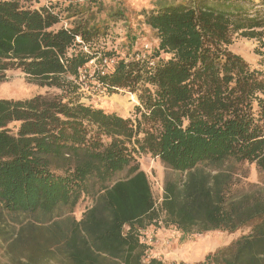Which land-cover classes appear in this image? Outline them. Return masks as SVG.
Wrapping results in <instances>:
<instances>
[{
    "label": "trees",
    "instance_id": "obj_1",
    "mask_svg": "<svg viewBox=\"0 0 264 264\" xmlns=\"http://www.w3.org/2000/svg\"><path fill=\"white\" fill-rule=\"evenodd\" d=\"M138 14L157 44L141 54L128 31L126 44L99 53L120 8L0 0V73L78 91L86 69L88 90L138 102L132 118L65 95L0 98L6 264H168L142 239L162 214L184 234L252 226L204 261L179 264H264V184L244 180L254 164L264 182V13L241 0H154ZM236 36L260 42L256 66L230 48ZM105 57L104 73L90 64ZM143 154L178 173L160 203Z\"/></svg>",
    "mask_w": 264,
    "mask_h": 264
},
{
    "label": "rangeland",
    "instance_id": "obj_2",
    "mask_svg": "<svg viewBox=\"0 0 264 264\" xmlns=\"http://www.w3.org/2000/svg\"><path fill=\"white\" fill-rule=\"evenodd\" d=\"M67 0H21V2L32 8H40L41 6L56 5L63 3ZM110 8H120L123 11L124 18L115 20L114 27L108 34L101 38L96 48L98 52L104 53L106 50L117 49L123 43H127L126 34L130 31L137 37L134 43L135 51H140L141 54L145 53L151 47L157 44L155 32L151 31L148 26L141 20L138 14L143 8H150L154 0H104ZM249 13L255 15L260 11L264 13V7L261 6V0H241ZM62 24L66 27L69 26V21L63 20ZM233 51L243 55L252 66H256L259 56L255 53L256 48H260V42L256 39H247L241 36L234 38L233 44L230 47ZM264 50V48H263ZM99 52V53H100ZM99 56V55H98ZM97 58L93 67H98L100 63ZM36 95H65L66 99L72 101L80 100L85 104H91L95 107H101L107 111H115L124 117H134L135 106L138 104L137 97L134 93L119 90L118 93L108 95L95 90H88L85 85H81L78 91L70 90L65 91L55 87L40 86L19 70H9L0 73V98L3 99H29ZM142 169L148 174L154 197L157 203H160L163 195L164 184L168 179L178 175L170 168L164 166L159 159L152 158L148 155H140L138 157ZM249 173L248 178H243L248 182L263 185V179L254 164L248 165ZM257 190V189H256ZM261 193L264 194V186H261ZM81 208L77 211L76 216L81 218L83 209L92 204L90 198L83 200ZM162 214L158 223L150 224L144 231L143 240L150 245L149 256L155 255L165 263H175L178 251L187 258L189 262L202 260L205 255L211 251L212 244L210 241L214 236H218L215 232L211 233L212 236L207 237V233H188L184 234L175 226L166 224ZM252 226H243L234 232L225 231L227 237H232L231 234L235 233L237 237L251 233ZM219 241L223 239L218 236ZM211 239V240H210ZM2 254V251L0 250ZM0 254V264H6V259Z\"/></svg>",
    "mask_w": 264,
    "mask_h": 264
},
{
    "label": "crops",
    "instance_id": "obj_3",
    "mask_svg": "<svg viewBox=\"0 0 264 264\" xmlns=\"http://www.w3.org/2000/svg\"><path fill=\"white\" fill-rule=\"evenodd\" d=\"M213 232L218 234V236H222L223 239L221 241H219V237L218 236L217 237L214 236V235L210 236V234L213 233ZM206 233H207V237L208 236H210L209 238H211L212 236H214V237H213L212 240L210 239L211 240L210 243L212 244V248H210V249H212V250L209 251L202 260L189 262L187 260V258L184 256V254L181 253L182 251H178L179 252L178 253L179 256L177 257V259H175V261H176L175 263L179 264L180 262H185V263H199V262H202V261L205 260L207 255L212 254V253H214V252H216V251L228 246L230 243H232L233 241H235L238 238H240V237H237V235H234L235 233L231 234L232 237H227V235H225V231H222V230H210V231H207Z\"/></svg>",
    "mask_w": 264,
    "mask_h": 264
},
{
    "label": "built area",
    "instance_id": "obj_4",
    "mask_svg": "<svg viewBox=\"0 0 264 264\" xmlns=\"http://www.w3.org/2000/svg\"><path fill=\"white\" fill-rule=\"evenodd\" d=\"M112 62V59L109 57H105L102 59L100 65L98 67H96L97 70H99L101 73L105 72V66L106 64H110ZM90 64H95V59L90 61ZM91 75V73H88V71L85 69L82 73V80H83V85H85V87L87 86V76Z\"/></svg>",
    "mask_w": 264,
    "mask_h": 264
}]
</instances>
